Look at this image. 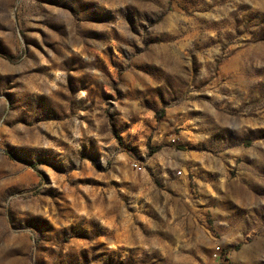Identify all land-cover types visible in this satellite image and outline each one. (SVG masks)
<instances>
[{
    "label": "rangeland",
    "instance_id": "374dc122",
    "mask_svg": "<svg viewBox=\"0 0 264 264\" xmlns=\"http://www.w3.org/2000/svg\"><path fill=\"white\" fill-rule=\"evenodd\" d=\"M0 264H264V0H0Z\"/></svg>",
    "mask_w": 264,
    "mask_h": 264
},
{
    "label": "built area",
    "instance_id": "2783aa9c",
    "mask_svg": "<svg viewBox=\"0 0 264 264\" xmlns=\"http://www.w3.org/2000/svg\"><path fill=\"white\" fill-rule=\"evenodd\" d=\"M178 173L180 174V171H178Z\"/></svg>",
    "mask_w": 264,
    "mask_h": 264
}]
</instances>
